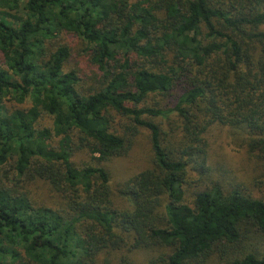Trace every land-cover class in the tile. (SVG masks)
I'll use <instances>...</instances> for the list:
<instances>
[{"label":"trees","instance_id":"obj_1","mask_svg":"<svg viewBox=\"0 0 264 264\" xmlns=\"http://www.w3.org/2000/svg\"><path fill=\"white\" fill-rule=\"evenodd\" d=\"M115 116L152 154L117 191ZM227 128L249 161L218 156ZM9 168L0 264H264L239 250L264 235V0H0Z\"/></svg>","mask_w":264,"mask_h":264},{"label":"rangeland","instance_id":"obj_2","mask_svg":"<svg viewBox=\"0 0 264 264\" xmlns=\"http://www.w3.org/2000/svg\"><path fill=\"white\" fill-rule=\"evenodd\" d=\"M127 121L128 120H124L120 117L115 116L114 122L116 128L124 135L125 132H127L129 135L126 137L128 139V142H130L126 145L127 148L122 157H118L115 160L106 163V167L113 175L112 186L115 191H117V186L120 183H124L128 179L150 168L152 154L151 146L148 140V132L142 128L133 129V122L128 121V123ZM128 127H130V129ZM235 133L236 132L232 131L229 128H227L225 131H217L215 133V144L217 146V149H219L220 151V154H218V156L224 157L226 161L230 159L236 163L240 161H249L246 154L247 149L246 147L242 146V141L238 139L237 134ZM72 161L75 165L80 167L84 164H89L90 159L83 153H77L73 157ZM251 165L253 166L252 162ZM12 180H14L13 183H11ZM27 180H29V178L24 179L23 182L20 183V187L17 188V190L19 192L31 191V196L37 198L38 194L36 195L34 193L39 190V186L33 181L32 184L34 185V187H32L31 185L29 186L30 183ZM15 182L16 181L14 179V173L10 168L0 171V185L7 184L9 186H12V184H14ZM255 189V187L251 188V186L248 185L249 193L261 196V191ZM193 198L194 196L191 191L187 196V200L191 202L193 201ZM239 250H249V252L264 256V235H254L250 237L248 240L242 243ZM130 255H134V258L136 259H142L145 258L146 254L145 252H139L137 254Z\"/></svg>","mask_w":264,"mask_h":264}]
</instances>
